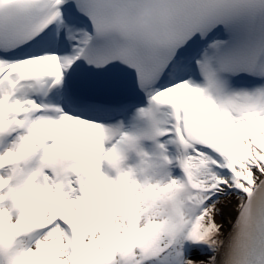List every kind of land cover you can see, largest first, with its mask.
I'll list each match as a JSON object with an SVG mask.
<instances>
[{"label":"snow or ice","instance_id":"snow-or-ice-1","mask_svg":"<svg viewBox=\"0 0 264 264\" xmlns=\"http://www.w3.org/2000/svg\"><path fill=\"white\" fill-rule=\"evenodd\" d=\"M0 264H264V0H0Z\"/></svg>","mask_w":264,"mask_h":264}]
</instances>
